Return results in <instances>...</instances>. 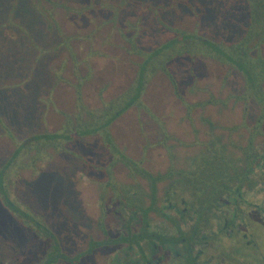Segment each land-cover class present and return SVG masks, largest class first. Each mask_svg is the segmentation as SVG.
Returning a JSON list of instances; mask_svg holds the SVG:
<instances>
[{
	"label": "rangeland",
	"instance_id": "374dc122",
	"mask_svg": "<svg viewBox=\"0 0 264 264\" xmlns=\"http://www.w3.org/2000/svg\"><path fill=\"white\" fill-rule=\"evenodd\" d=\"M42 1L52 5L50 21L60 26L65 43L50 56V70L59 73L50 75V89L56 94L55 101L51 99L50 131L61 126L65 114L73 115L78 108L83 121L91 111L106 110L129 90L144 54L176 37L178 30H195L228 43L243 36L249 21L245 0ZM39 3L34 0L31 6L35 12ZM49 17L44 15V19ZM8 24L21 29L19 24ZM164 67L172 77L157 69L141 95L142 105H130L109 126L117 149L138 169L115 159L94 134L68 142L63 151L48 149V176L41 181L50 190L41 185L37 196L41 204L50 206V227L59 240L58 251L69 259L78 258L91 243L100 242L76 264H128L129 260L144 264L142 257L152 259L149 252L159 244L157 237L167 239L163 246H180V238L190 235L195 210L204 208L208 196L217 201L218 210L232 215L228 208L234 203L231 192L241 193L246 200L240 203L242 210L262 214L254 244L233 246L237 259L232 263L239 264L238 256H246L245 264H260V252H264V119L258 120L262 109L254 96L246 95L243 76L226 64L204 56L193 60L175 56ZM3 145L7 156V148L14 144ZM208 145L212 148L207 149ZM37 152L32 148L19 156V164H29ZM200 155L205 163L199 162L197 168L192 162ZM37 161L35 169L42 159ZM25 164L19 168L21 176L18 172L11 176L20 177L13 189L37 208L27 184L35 169ZM1 213L0 264H37L31 234L8 217L9 212L5 217ZM254 214L247 212V216ZM202 219L201 231L210 238L217 232V220ZM142 232L150 243L139 239L127 248L125 242H106V238H132ZM191 239L193 244L187 245L197 248L195 238ZM213 244L209 239L211 248ZM55 252L38 264H73L56 261ZM166 257L168 264L177 262Z\"/></svg>",
	"mask_w": 264,
	"mask_h": 264
},
{
	"label": "trees",
	"instance_id": "16d2710c",
	"mask_svg": "<svg viewBox=\"0 0 264 264\" xmlns=\"http://www.w3.org/2000/svg\"><path fill=\"white\" fill-rule=\"evenodd\" d=\"M247 1L249 0H246L249 21L247 28L244 29L245 33L239 40L226 43L224 40L215 41L202 36L195 30L190 32L178 30L176 37L144 54V59L138 66L135 80L129 87V90L114 99L110 105L108 104L106 110L99 112L91 111L89 119L83 121V112L78 108L73 115L65 114L63 123L56 130L32 136L26 140L20 141L7 131V137L14 144V149L11 154L12 157L7 161L5 167L0 170V200L12 218L26 227L31 234L32 241L37 246V264L40 263L39 260H42L43 257H50L53 249H56V252L53 254V258L56 261L58 259L70 260L73 264H76V260H79L85 253L92 252L93 247L97 246L100 242L91 243L85 251L78 255V258L76 256V258L69 259L64 252L58 251L59 240L51 228L48 227L42 218L35 214L28 204L21 202L16 197L15 189L12 191V186H14L16 179L11 176H14L18 171L17 168L20 163L18 157L27 154L32 148L38 151L35 157L26 165V167H34L35 160L48 156L45 155L47 149L51 148V152L63 151V147L68 142L94 134L99 137L100 142L105 148L112 152L115 159L123 161L127 167L138 169L139 167H136L137 164L117 149V145L109 131V126L130 105H142L141 95L150 77L157 69L164 71L169 77H172L164 67L165 63L171 58L175 56H188L193 60L197 56H204L236 69L244 78L246 95L254 96V99L262 109V115L258 123L264 119V55L261 53V46L264 43V12H262L264 11V0H254L253 4ZM185 105L187 106L186 108L189 107L188 103H185ZM210 148L212 147L208 145L207 149ZM193 158L191 157L190 159ZM204 160L200 155L198 158L195 157L192 163L198 168L197 164L199 165V162L205 163ZM231 168L234 169L233 166ZM208 198L206 201L209 200ZM145 222L144 220V224ZM140 235L147 236L144 232ZM140 235L134 234L132 238H106V242H125L128 248L133 246V244H138L139 239L141 240L142 238Z\"/></svg>",
	"mask_w": 264,
	"mask_h": 264
},
{
	"label": "crops",
	"instance_id": "0c3cea01",
	"mask_svg": "<svg viewBox=\"0 0 264 264\" xmlns=\"http://www.w3.org/2000/svg\"><path fill=\"white\" fill-rule=\"evenodd\" d=\"M24 1L0 0V170L12 157L14 149L12 145V147H8L7 156L3 152V143L12 144V141L7 137V131L20 141L52 132L50 131V117L54 115V108L50 110V107H53L54 102L50 99H53L56 94L53 89H50V75L59 73L58 69L50 70V56L65 45L60 26L50 21L52 10H54L52 5L48 6L47 3L40 0L38 6L42 15L40 16L39 9L35 12L31 7L34 0H27L26 5L23 3ZM51 2L54 1L50 0ZM60 5L67 7L65 3ZM44 15L48 17L50 15L48 20L44 19ZM10 21L12 24H19L21 29H12V25L8 24ZM46 155L48 156L38 163L36 169L34 164L31 169H35V173L31 179L27 180L28 189L30 192L33 191L31 194H33L38 207L32 205L29 198L19 194L17 189L15 192L16 197L21 202L28 204L35 214L51 228L50 206L41 204L40 198L37 196L41 185H45L46 189L50 190V185L41 181L42 178L48 176L46 175L50 162H48L50 159L48 149ZM34 157L35 155L32 154L30 161ZM24 164H19L18 171ZM18 175L21 176L19 172ZM13 187L12 191L15 189ZM1 211V216L5 217L10 214L0 200ZM8 217L11 218V214Z\"/></svg>",
	"mask_w": 264,
	"mask_h": 264
},
{
	"label": "flooded vegetation",
	"instance_id": "af4514ba",
	"mask_svg": "<svg viewBox=\"0 0 264 264\" xmlns=\"http://www.w3.org/2000/svg\"><path fill=\"white\" fill-rule=\"evenodd\" d=\"M229 194L234 196L233 201L235 204L232 202L228 205L232 215L225 213L224 210H220V208L218 210L217 208L219 206H217L216 200L210 199L206 201L205 208L197 209L195 210L196 212L193 210L196 219L190 227V229H192L190 230V235L180 238V246L178 248L163 246L162 244H164L167 239L157 237L159 240L157 243L159 244H155L154 250L149 252V256H151L152 259L150 258V260H148L146 256L142 257L144 264H168L169 261H165L167 258L166 255L169 259L174 258L177 260L174 264H233L232 259L234 261L237 259V257L233 256V246H238L240 243H243L244 246L250 247L254 244V237L258 228L257 221L262 218V214L259 212L256 213L257 211L253 208V210H242L240 203H245L246 200L242 199L241 193L235 194L236 196L231 192ZM254 206L256 207L257 204H254ZM183 212L184 210H182V213ZM247 212L255 214L253 217L251 215L247 216ZM210 217L217 220L215 225L217 232L213 231V233L218 240H215L213 234L208 238L210 235L201 231L203 225H205L203 221H201L203 220L202 218ZM246 217L248 220L243 222L242 219L245 220ZM176 226L178 228L177 230L180 231L181 227L178 224H176ZM191 237L195 238L194 243H198L199 246L197 248L187 245V243L193 244ZM209 239L214 242L212 248L209 246ZM141 241L145 242V244L146 242L150 243L147 236H142ZM127 250L128 249H126V251ZM238 260L239 264H245L244 260L246 261V256H238ZM163 261H165V263H163ZM131 262L132 261L129 260L128 264H131ZM260 264H264V252H260Z\"/></svg>",
	"mask_w": 264,
	"mask_h": 264
}]
</instances>
